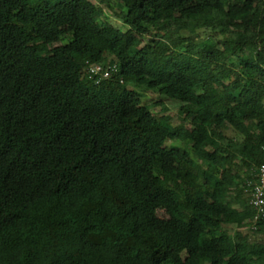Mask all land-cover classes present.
<instances>
[{
	"label": "trees",
	"instance_id": "obj_1",
	"mask_svg": "<svg viewBox=\"0 0 264 264\" xmlns=\"http://www.w3.org/2000/svg\"><path fill=\"white\" fill-rule=\"evenodd\" d=\"M117 1L0 0V264H264V0Z\"/></svg>",
	"mask_w": 264,
	"mask_h": 264
},
{
	"label": "rangeland",
	"instance_id": "obj_2",
	"mask_svg": "<svg viewBox=\"0 0 264 264\" xmlns=\"http://www.w3.org/2000/svg\"><path fill=\"white\" fill-rule=\"evenodd\" d=\"M94 1L98 3L99 0ZM111 4L113 6L112 8L105 6V14L107 15L106 19L116 24L118 27L123 28L124 22L122 20V8L123 11L126 12V7L121 6L117 0H111ZM106 15L102 17H105ZM165 31L166 28H164L163 25H156L151 29L148 38L153 36L160 37ZM142 92L144 94L143 103L150 105L156 115L160 116L164 114L169 116L171 123L174 125H178L180 123L187 124V122L183 120V114H181L179 110L181 106L180 102L174 100L171 101L170 99L151 91ZM170 145H180L183 147L184 143L181 140H168L166 142V146L169 147ZM159 215L166 216V213L163 210H160Z\"/></svg>",
	"mask_w": 264,
	"mask_h": 264
},
{
	"label": "clouds",
	"instance_id": "obj_3",
	"mask_svg": "<svg viewBox=\"0 0 264 264\" xmlns=\"http://www.w3.org/2000/svg\"><path fill=\"white\" fill-rule=\"evenodd\" d=\"M95 65H100L103 68L102 73L95 74L91 72V67ZM104 71L108 72V76L104 75ZM119 72V65L116 62H91L86 61L81 73L82 77L89 78L95 80L97 83L104 79H112ZM182 104V102H180ZM264 163L259 164L258 166L253 168V171L246 176L244 179V189L247 195L250 197V204L254 208V223L261 221L264 218V186L262 188V193L257 192V187L262 186L261 182V167ZM260 201V205L256 203V201ZM253 223V225H254ZM246 228V227H245Z\"/></svg>",
	"mask_w": 264,
	"mask_h": 264
},
{
	"label": "built area",
	"instance_id": "obj_4",
	"mask_svg": "<svg viewBox=\"0 0 264 264\" xmlns=\"http://www.w3.org/2000/svg\"><path fill=\"white\" fill-rule=\"evenodd\" d=\"M90 70H91L92 73L99 74V73H102L103 68L100 65H95V66H92ZM104 75L108 76V72L104 71ZM260 171H261V174H260L261 175V182H262L263 185L257 187V192L259 194L262 193V188L264 186V165H262ZM256 203L258 205H260V201L257 200Z\"/></svg>",
	"mask_w": 264,
	"mask_h": 264
}]
</instances>
